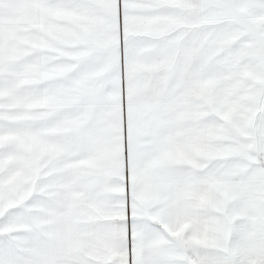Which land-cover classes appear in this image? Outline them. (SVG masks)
Here are the masks:
<instances>
[{"label": "snow or ice", "instance_id": "snow-or-ice-1", "mask_svg": "<svg viewBox=\"0 0 264 264\" xmlns=\"http://www.w3.org/2000/svg\"><path fill=\"white\" fill-rule=\"evenodd\" d=\"M0 264H264V0H0Z\"/></svg>", "mask_w": 264, "mask_h": 264}]
</instances>
